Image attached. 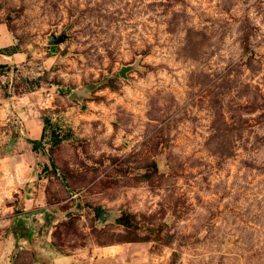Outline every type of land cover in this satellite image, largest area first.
<instances>
[{
  "label": "rangeland",
  "instance_id": "1",
  "mask_svg": "<svg viewBox=\"0 0 264 264\" xmlns=\"http://www.w3.org/2000/svg\"><path fill=\"white\" fill-rule=\"evenodd\" d=\"M0 65V264H264V0H0Z\"/></svg>",
  "mask_w": 264,
  "mask_h": 264
},
{
  "label": "trees",
  "instance_id": "2",
  "mask_svg": "<svg viewBox=\"0 0 264 264\" xmlns=\"http://www.w3.org/2000/svg\"><path fill=\"white\" fill-rule=\"evenodd\" d=\"M0 67H2L1 65H0ZM43 135H44V133H43ZM42 135V136H43ZM39 147H40V143L38 142V141H33V148L35 149V150H37V149H39ZM46 167V166H45ZM127 223H128V221H127Z\"/></svg>",
  "mask_w": 264,
  "mask_h": 264
},
{
  "label": "water",
  "instance_id": "3",
  "mask_svg": "<svg viewBox=\"0 0 264 264\" xmlns=\"http://www.w3.org/2000/svg\"><path fill=\"white\" fill-rule=\"evenodd\" d=\"M101 215H102V217H103V213H102Z\"/></svg>",
  "mask_w": 264,
  "mask_h": 264
}]
</instances>
